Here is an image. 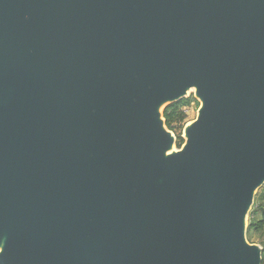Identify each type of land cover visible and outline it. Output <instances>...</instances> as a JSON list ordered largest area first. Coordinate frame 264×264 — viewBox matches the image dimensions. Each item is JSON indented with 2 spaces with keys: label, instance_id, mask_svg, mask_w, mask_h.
Masks as SVG:
<instances>
[{
  "label": "water",
  "instance_id": "water-1",
  "mask_svg": "<svg viewBox=\"0 0 264 264\" xmlns=\"http://www.w3.org/2000/svg\"><path fill=\"white\" fill-rule=\"evenodd\" d=\"M263 187L264 0H0V264H262Z\"/></svg>",
  "mask_w": 264,
  "mask_h": 264
},
{
  "label": "trees",
  "instance_id": "trees-1",
  "mask_svg": "<svg viewBox=\"0 0 264 264\" xmlns=\"http://www.w3.org/2000/svg\"><path fill=\"white\" fill-rule=\"evenodd\" d=\"M192 102H196V100L194 98L185 99L177 104L169 106L163 114L167 128L177 136L178 148L184 144L180 131L184 130L185 126L188 124V117L183 109L189 106ZM252 232L261 233L264 239V187L258 193L255 205L250 213L247 237L250 236ZM262 264H264V253Z\"/></svg>",
  "mask_w": 264,
  "mask_h": 264
},
{
  "label": "rangeland",
  "instance_id": "rangeland-1",
  "mask_svg": "<svg viewBox=\"0 0 264 264\" xmlns=\"http://www.w3.org/2000/svg\"><path fill=\"white\" fill-rule=\"evenodd\" d=\"M190 98L195 99L194 93H192L188 99ZM199 108H200V103L196 100V102H192L189 106L183 109L186 112L187 117H188L187 123H191L196 120ZM180 133L182 134V137H183V130H181ZM248 240L250 243L263 246L264 239L261 233L259 232H252L251 235L248 236Z\"/></svg>",
  "mask_w": 264,
  "mask_h": 264
}]
</instances>
